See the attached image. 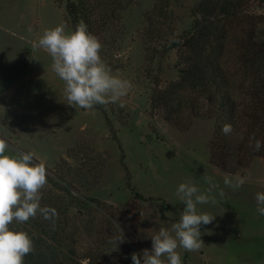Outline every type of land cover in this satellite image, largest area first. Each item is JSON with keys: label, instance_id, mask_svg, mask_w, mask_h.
<instances>
[{"label": "rangeland", "instance_id": "obj_1", "mask_svg": "<svg viewBox=\"0 0 264 264\" xmlns=\"http://www.w3.org/2000/svg\"><path fill=\"white\" fill-rule=\"evenodd\" d=\"M99 1L81 23L102 44L100 57L111 74L132 87L123 107L117 102L83 110L66 104L52 58L32 47L58 25L74 31L66 0H0V138L8 154L33 152L45 164L40 203L58 213L54 223L38 213L9 228L28 233L35 254L76 256L79 264H132L131 253L151 249L150 236L179 222L184 205L176 189L191 181L215 199L197 205L215 219L201 226L198 251L177 248L182 264H264V216L255 199L264 192V158L226 172L209 161L213 120L196 118L180 130L150 115L154 87L177 77L176 50L168 45L191 27L199 0ZM250 9L264 15L258 1ZM257 29L264 32V20ZM236 176L245 183L233 190L224 180Z\"/></svg>", "mask_w": 264, "mask_h": 264}, {"label": "trees", "instance_id": "obj_2", "mask_svg": "<svg viewBox=\"0 0 264 264\" xmlns=\"http://www.w3.org/2000/svg\"><path fill=\"white\" fill-rule=\"evenodd\" d=\"M255 1L264 8V0H199L191 27L168 45L176 50V79L154 87L149 97L150 115L180 130L196 118L213 120L209 161L230 173L255 156L264 158V32L257 29L264 15L250 9ZM95 2L66 0L73 30ZM225 125L230 131H222ZM256 140L259 151L252 147ZM57 259L30 253L24 264H79L76 256Z\"/></svg>", "mask_w": 264, "mask_h": 264}, {"label": "clouds", "instance_id": "obj_3", "mask_svg": "<svg viewBox=\"0 0 264 264\" xmlns=\"http://www.w3.org/2000/svg\"><path fill=\"white\" fill-rule=\"evenodd\" d=\"M33 48H41L52 58V70L64 82V95L67 105L83 110L96 105L120 103L131 89V82L111 74L100 57L102 44L80 23L74 31L65 32L63 25L45 30ZM222 131H230L225 125ZM259 151L261 141L252 145ZM9 144L0 138V264H24V258L34 251L33 240L22 230H12L13 221L27 222L39 213L45 220L52 221L58 217L56 209L41 206V189L46 185V167L37 162L33 152L8 154ZM211 183V177L205 178ZM226 186L239 189L245 179L240 176L226 177ZM176 195L184 205L179 222L171 228L161 227L158 233L150 236L151 249L141 253H131L132 264H182L181 254L177 248L185 251H198L204 242L201 240V226L211 224L215 215L199 212L198 204H207L214 198L199 189L191 182L180 183ZM223 195V193H221ZM259 215L264 216V192L256 194ZM125 240L122 231L118 242Z\"/></svg>", "mask_w": 264, "mask_h": 264}]
</instances>
